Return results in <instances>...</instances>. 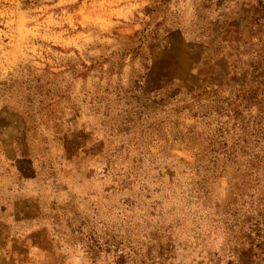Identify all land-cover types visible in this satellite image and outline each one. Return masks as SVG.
Listing matches in <instances>:
<instances>
[{
    "label": "rangeland",
    "instance_id": "1",
    "mask_svg": "<svg viewBox=\"0 0 264 264\" xmlns=\"http://www.w3.org/2000/svg\"><path fill=\"white\" fill-rule=\"evenodd\" d=\"M0 264H264V0H0Z\"/></svg>",
    "mask_w": 264,
    "mask_h": 264
}]
</instances>
